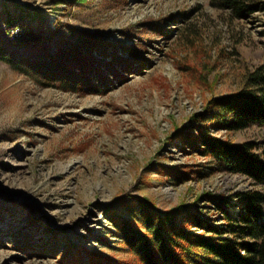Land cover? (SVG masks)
<instances>
[{
    "label": "rangeland",
    "instance_id": "obj_1",
    "mask_svg": "<svg viewBox=\"0 0 264 264\" xmlns=\"http://www.w3.org/2000/svg\"><path fill=\"white\" fill-rule=\"evenodd\" d=\"M225 5L0 0V264H130L111 217L133 200L218 226L209 198L264 193L191 147L215 100L264 92V11ZM212 122L208 135L264 161V124Z\"/></svg>",
    "mask_w": 264,
    "mask_h": 264
},
{
    "label": "trees",
    "instance_id": "obj_2",
    "mask_svg": "<svg viewBox=\"0 0 264 264\" xmlns=\"http://www.w3.org/2000/svg\"><path fill=\"white\" fill-rule=\"evenodd\" d=\"M248 2L226 0L225 6L240 18L264 11V4ZM24 17L25 13L10 17L8 23ZM24 36L31 40L30 29H24ZM66 53L53 60L70 61ZM212 110L217 111L213 117L215 121L204 119L205 125L199 129L197 140L192 142L189 136L190 140L185 139V142L191 141L196 152L215 159L227 170L264 183V161L253 153L252 145L241 147L210 136L206 125L212 122L213 126L239 131L253 124H264V92L245 91L217 99ZM208 201L221 221L218 226L186 208L159 211L145 199L133 200L128 205V218L114 214L111 221L117 228V235L133 255L130 264H264V193L250 190L232 197L216 196ZM189 226L210 236L198 235L189 230ZM104 260V264H114ZM91 261V264H103L97 256Z\"/></svg>",
    "mask_w": 264,
    "mask_h": 264
}]
</instances>
